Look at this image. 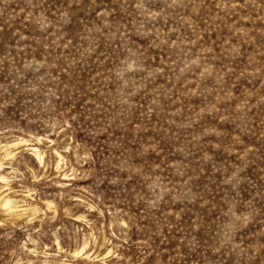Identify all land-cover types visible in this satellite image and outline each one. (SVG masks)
I'll use <instances>...</instances> for the list:
<instances>
[{
  "label": "rangeland",
  "instance_id": "rangeland-1",
  "mask_svg": "<svg viewBox=\"0 0 264 264\" xmlns=\"http://www.w3.org/2000/svg\"><path fill=\"white\" fill-rule=\"evenodd\" d=\"M20 137L0 264H264V0H0Z\"/></svg>",
  "mask_w": 264,
  "mask_h": 264
},
{
  "label": "bare ground",
  "instance_id": "bare-ground-1",
  "mask_svg": "<svg viewBox=\"0 0 264 264\" xmlns=\"http://www.w3.org/2000/svg\"><path fill=\"white\" fill-rule=\"evenodd\" d=\"M27 141L25 138L20 137L18 140L16 139L15 141L6 143L4 145V147L0 148L2 151H4L3 153H0V159H2L1 157L5 158V157H13L14 152L12 149L14 146H17L23 142ZM5 143V142H4ZM1 146V145H0ZM32 149L34 150L33 153L36 154L37 158L40 160L39 162H44V152L41 150L40 147L38 146H33ZM0 150V151H1ZM57 153L60 156V160L63 159V155L57 150ZM8 159V158H7ZM60 162V161H59ZM15 170V169H14ZM7 175V174H6ZM0 178L1 179H6V176L1 173L0 174ZM7 183V182H6ZM9 183V182H8ZM10 184V183H9ZM3 187V186H1ZM3 189V188H2ZM16 189V188H15ZM6 192V191H5ZM12 192V190H11ZM11 192L2 194V196L0 197V200L2 201L3 206L6 209L5 214H7V216H9V218L14 219V220H21L24 217H34L35 215L37 216V214L42 210V206L39 202H32V203H19L20 201H18L14 196V194H10ZM16 192V191H15ZM3 193V192H2ZM18 193V192H17ZM16 193V195H17ZM0 201V202H1ZM45 204L48 207H53L55 204L52 200H45ZM45 206V205H44ZM3 207V209H4ZM47 208V207H46ZM3 213V215H5ZM3 217V216H2ZM9 218H6L7 220ZM32 219V218H31ZM30 220V219H29ZM21 222V221H20ZM22 224V223H21ZM86 248V244H84V246L82 247L81 250H77L76 253H80L82 252L84 249Z\"/></svg>",
  "mask_w": 264,
  "mask_h": 264
}]
</instances>
